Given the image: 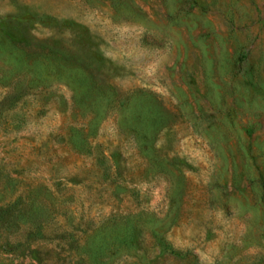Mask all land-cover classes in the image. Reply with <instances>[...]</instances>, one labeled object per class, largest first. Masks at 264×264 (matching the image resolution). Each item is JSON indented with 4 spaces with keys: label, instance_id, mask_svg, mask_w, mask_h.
<instances>
[{
    "label": "rangeland",
    "instance_id": "obj_1",
    "mask_svg": "<svg viewBox=\"0 0 264 264\" xmlns=\"http://www.w3.org/2000/svg\"><path fill=\"white\" fill-rule=\"evenodd\" d=\"M0 264H264V0H0Z\"/></svg>",
    "mask_w": 264,
    "mask_h": 264
}]
</instances>
